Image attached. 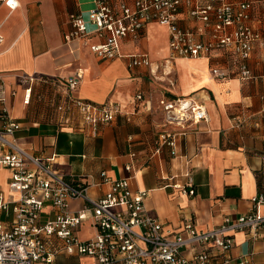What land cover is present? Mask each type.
Masks as SVG:
<instances>
[{
  "label": "crops",
  "instance_id": "obj_1",
  "mask_svg": "<svg viewBox=\"0 0 264 264\" xmlns=\"http://www.w3.org/2000/svg\"><path fill=\"white\" fill-rule=\"evenodd\" d=\"M250 1L252 25L261 42L249 60L254 78L245 81L238 76L233 51L218 50L209 58L172 57L169 31L157 23L148 25L140 38L124 43L125 52L148 55L151 67L130 69L124 59L100 61L83 43L68 44L70 17L80 14L87 20L93 0H19L15 11L0 0V96L6 99L0 102V111L7 108L23 127L16 135L18 143L36 157L54 156V169L65 179L93 184L107 172L113 179L129 178L134 191H148L146 208L167 232L180 231L188 221L199 229L215 228L229 218L254 213L255 200L264 195V0ZM179 18V25L193 33L201 24L186 7ZM215 67L229 72L230 78L213 76ZM80 71L77 98L99 104L114 101L124 108V114L95 138L61 132L50 121L55 110L37 94L54 98L53 87H35L31 103L25 102L23 77L64 80ZM138 94L143 99L137 100ZM182 98L205 106L208 121L169 122L160 102ZM168 131L176 136L174 147L161 144V135ZM10 178V171L0 167V188L7 198ZM191 187L195 195L184 194V188ZM109 190L110 185L102 184L89 193L97 199ZM80 206L81 202L71 203L74 211ZM49 211L45 218L53 217ZM96 235L90 222L83 224L81 240ZM235 238L232 264L243 260L264 264V226L256 237L244 231ZM190 251L186 250L189 256ZM57 264L95 261L59 255Z\"/></svg>",
  "mask_w": 264,
  "mask_h": 264
},
{
  "label": "built area",
  "instance_id": "obj_2",
  "mask_svg": "<svg viewBox=\"0 0 264 264\" xmlns=\"http://www.w3.org/2000/svg\"><path fill=\"white\" fill-rule=\"evenodd\" d=\"M3 1L12 11L20 6L19 0ZM93 1L87 20L80 14L70 17L71 30L65 36L68 44L86 45L100 61L124 59L130 69L151 67L148 55L127 53L124 43L140 38L148 25L157 23L169 31L172 57L209 58L213 52L227 49L236 55L238 76L245 81L254 78L249 60L261 36L251 25L254 5L250 0L238 4L216 0L203 4L198 0H135L133 4ZM184 7L201 23L195 33L179 25ZM206 36L207 41L203 39ZM2 43L0 34V47ZM211 72L221 80L230 78L220 67ZM82 78L81 71L64 80L23 77L25 102L31 103L35 87H53L54 98L37 94L55 110L50 121L61 132H82L95 138L104 126L124 114V108L114 101L99 104L77 98L74 93ZM138 99L143 96L138 94ZM0 102L6 99L0 96ZM160 106L171 123L209 119L207 108L191 99H167ZM0 112V167L11 173V196L7 198L0 188V264H57L59 255L85 256L95 264H232L235 234L250 231L256 237L264 226V195H260L254 213L229 218L215 228L199 229L188 221L180 231L167 232L161 220L146 208L148 191H134L129 178L113 179L107 172L102 173L101 182L93 184L66 180L54 169V156L36 157L18 143L16 135L23 127L7 108ZM175 139L168 131L161 135V144L174 147ZM102 184L110 185V190L97 199L91 197L89 190ZM183 192L195 195L192 187ZM73 201L81 202L78 210H72ZM46 209L53 217L45 218ZM87 222L97 235L81 240L79 234Z\"/></svg>",
  "mask_w": 264,
  "mask_h": 264
},
{
  "label": "rangeland",
  "instance_id": "obj_3",
  "mask_svg": "<svg viewBox=\"0 0 264 264\" xmlns=\"http://www.w3.org/2000/svg\"><path fill=\"white\" fill-rule=\"evenodd\" d=\"M251 25H252V20H251ZM252 27H254V25H252ZM183 28H184V27H183ZM184 29L187 30L186 28H184ZM254 29H255V27H254ZM255 30H256V29H255ZM256 31H257V30H256ZM258 32H259V31H258ZM259 34H260V33H259ZM260 36H261V35H260ZM259 42H261V38H260V40H259L258 42H256V44L259 43ZM256 44H255V45H256ZM255 47H256V46H255ZM226 50H227V49H226ZM228 51H229V50H228ZM249 62H250V61H249ZM220 226H221V225H220ZM216 227H217V226H216Z\"/></svg>",
  "mask_w": 264,
  "mask_h": 264
},
{
  "label": "trees",
  "instance_id": "obj_4",
  "mask_svg": "<svg viewBox=\"0 0 264 264\" xmlns=\"http://www.w3.org/2000/svg\"><path fill=\"white\" fill-rule=\"evenodd\" d=\"M66 180L70 181L69 179H66ZM70 182H72V181H70ZM73 183H74V182H73Z\"/></svg>",
  "mask_w": 264,
  "mask_h": 264
}]
</instances>
